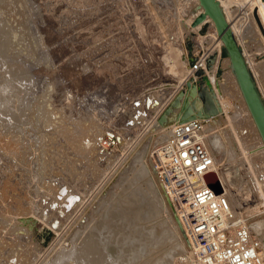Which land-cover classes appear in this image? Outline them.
<instances>
[{
	"label": "rangeland",
	"instance_id": "rangeland-1",
	"mask_svg": "<svg viewBox=\"0 0 264 264\" xmlns=\"http://www.w3.org/2000/svg\"><path fill=\"white\" fill-rule=\"evenodd\" d=\"M197 6L196 0H0L6 45L22 65L18 78L29 99L27 109L35 107L22 131L10 123V113H0L9 116L0 118V264H50L63 250L80 248L89 233L101 240L109 261L112 252L115 264H137V252L130 247L147 241L134 232L124 238L123 220L106 218V209L125 193L137 198L139 190L138 201L145 204L140 164L150 161L157 176L152 154L172 126L166 135L162 130L192 110H205L196 98L205 88L211 91L206 86L214 76L222 85L229 83L224 86L227 98L238 100V108L233 112L220 103L214 108L216 123L207 139L210 143L217 137L222 145L212 151L226 164L241 157L244 146L258 144L215 29L210 22L198 30L199 24H191L196 31L186 25ZM222 7L264 98V0H224ZM205 51L216 52V61L204 75H192L190 64ZM108 134L115 135V145L105 149L101 143ZM253 154L251 160L246 157L250 163L239 158L241 173L264 178V153ZM248 189L249 196L237 205H244L242 212L259 242V264H264V184ZM68 195L75 197L72 203H67ZM164 214L160 210L152 216L167 220ZM170 242L154 247L160 253L174 251L158 264H186L189 251ZM65 260L77 264L72 257Z\"/></svg>",
	"mask_w": 264,
	"mask_h": 264
},
{
	"label": "bare ground",
	"instance_id": "bare-ground-1",
	"mask_svg": "<svg viewBox=\"0 0 264 264\" xmlns=\"http://www.w3.org/2000/svg\"><path fill=\"white\" fill-rule=\"evenodd\" d=\"M197 1V9L195 10V12H193L192 16L191 17H188V22L186 25H188L187 27L191 30V31H194L195 29H200L205 23L207 22H210L211 26H213V28L215 29L216 33H217V36H218V41H219V44H218V47L220 45V50L221 48L224 49L225 48V44H224V41L222 40V38L218 35V31H217V28H216V25H215V22L212 18H210V16H207L206 19L199 23V25L197 26V28H192L191 24L193 26H196L193 24L194 20L196 19V17H198L201 13L204 12V7L201 5L200 3V0H196ZM223 1L224 0H220L221 2V6H223ZM223 9V7H222ZM6 10V9H5ZM224 12V10H223ZM225 14V12H224ZM226 16V14H225ZM226 19L228 20L227 16H226ZM193 21V22H192ZM229 21V20H228ZM1 22V21H0ZM231 27H232V24L231 22L229 21ZM2 24V23H1ZM232 30L234 32V29L232 27ZM6 31V30H5ZM196 31V30H195ZM4 27H3V30L1 28V25H0V113H5V114H8L10 113V117L12 116L11 118V121L10 123L14 124V126H16L17 124V129L21 130L22 127L28 123L26 122L29 118V111L34 109V108H31L29 111V99H26L28 97H26V94H24V90H25V87H24V90L21 88V85L20 83L23 82L20 80V78H18L19 76V73H21L23 70H22V65L18 62V60L14 57L15 55L12 54V52H9V47H7L10 43H8V45H6V42H7V38L5 37V34H4ZM7 33V31H6ZM234 35H235V32H234ZM236 37V35H235ZM237 39V38H236ZM238 41V40H237ZM9 42V40H8ZM239 43V42H238ZM241 46V45H240ZM242 49V47H241ZM12 51V49H10ZM242 52H243V55L245 57V60L248 64V67L250 69V63L248 62V59H247V56H246V53L245 51L242 49ZM215 55L217 54L216 52L214 53ZM209 55H212V54H209ZM208 55V57H209ZM218 55V54H217ZM217 55H216V58H217ZM227 61V64L229 65V68L231 70V74L233 75L234 79H235V82L237 84V87H238V90H239V95H240V99L242 100V103L247 111V113L249 114V118L250 120L252 121L256 131H257V134L260 138V141L258 142V144L256 146H254L253 148H250L249 147H246L244 146V149H243V153L241 155V157L243 158V161H248V158H246L248 155L249 157V160H251V157L252 155H254L253 153H259V151L262 153H264V139L262 137V134L258 128V125L254 119V116L250 110V107L247 103V100L244 96V93L242 91V88L240 86V83H239V80H238V77L236 75V72L233 68V65H232V60H231V57L229 55V53L227 52V56H226V59ZM216 61V60H215ZM24 66V65H23ZM212 66V65H211ZM210 66V67H211ZM206 69H209V68H206ZM214 69V67H213ZM211 70V69H209ZM25 74H22L26 75V72H24ZM205 73V69H204V72L202 74H196V75H199V76H202L204 75ZM210 74V73H209ZM29 75V74H28ZM229 76H231L229 74ZM27 77V76H26ZM227 77V75H226ZM23 78V77H22ZM230 78V77H229ZM25 79V78H24ZM232 79V78H231ZM233 79V80H234ZM28 80V79H27ZM228 80V79H227ZM225 80V81H227ZM209 81V80H208ZM229 81V80H228ZM26 83V82H24ZM208 83V82H206ZM205 83V84H206ZM204 84V83H203ZM224 84V83H223ZM226 84V82H225ZM229 84V83H228ZM228 84L226 86H228ZM21 85V86H20ZM195 85V84H194ZM257 85V84H256ZM26 86V84L24 85ZM29 86V85H28ZM206 86V85H205ZM225 85H222V82L221 80L219 79V77L217 76H214L210 79L209 83H208V86L206 87H209L211 88V91L208 89L206 90L207 88L203 89L198 98H196V101H199L200 103H203V108H205V110L199 114L197 112H193L190 111V113L186 114V116H181L178 118V121L177 122H182L184 120H186L187 118L191 119L193 117H198L200 119H202V122L204 123L203 126V137H202V140L204 142V144L206 145V147L208 148V150L210 151V153L212 154V156L214 157V159L216 160V162L218 163V170H217V173H215V175L217 176L218 178V181L222 187V191L225 192V194L229 197L230 199V202L232 204V207L233 209L237 212V214L240 216V217H246L248 218V220L246 221L247 224L249 225V228L251 230V226H250V223H249V217L248 215H246L245 213L242 212V209L244 207V205H237V203L242 200L243 198H246L247 195H248V188L250 185L252 184H256L257 186H261L264 184V178L263 177H259L261 178L262 181H260V179L258 178V176H255V175H252V176H247V178H244L243 175H246L243 173H241V169L240 167L242 165H244V163H242L243 161H241L239 158H241L240 156H237V158L234 160V161H231L229 163H222L219 161L217 155L215 154V152L212 151V149H217L219 147H221L222 143L221 141L215 137L210 143H208V139H207V136L208 134L206 133L209 129H211L212 127L215 126V123L216 121L214 120V115H213V110L214 108L217 107V104H222L223 107H225L227 110H230V111H235V109H237V104H238V100L235 101L234 99H229L227 98V89L225 90ZM223 87V88H222ZM31 88V87H30ZM204 88V87H203ZM229 88V87H228ZM258 88V86H257ZM28 89V88H27ZM223 89V90H222ZM259 90V89H258ZM29 91V90H28ZM27 92V90H26ZM260 92V90H259ZM198 93V92H197ZM229 93V92H228ZM187 94V93H186ZM261 94V92H260ZM214 96H216L217 100L214 99ZM262 96V94H261ZM189 96L186 95L185 96V99H187ZM38 98V97H37ZM227 98V99H226ZM263 98V96H262ZM42 99V98H41ZM189 99V98H188ZM187 99V100H188ZM35 100V99H34ZM264 100V98H263ZM43 102V101H42ZM44 103V102H43ZM32 104V103H31ZM34 105V104H33ZM32 105V106H33ZM221 105V106H222ZM28 108V109H27ZM190 108L192 109V107L190 106ZM33 111V110H32ZM37 111V110H36ZM211 111V112H210ZM29 113V114H28ZM38 113V112H37ZM42 113V112H41ZM44 114V112H43ZM195 114V115H194ZM0 118L2 116H5L3 114H0ZM9 115V114H8ZM7 116V115H6ZM5 116V117H6ZM193 116V117H192ZM5 117H3V119L5 120ZM9 117V116H7ZM6 117V118H7ZM31 118V117H30ZM9 119V118H8ZM7 119V120H8ZM13 119V120H12ZM32 120H33V117H32ZM177 120V119H175ZM188 120V119H187ZM3 121V120H2ZM26 122V123H25ZM25 123V124H24ZM29 123H31V119L29 121ZM176 123V122H175ZM24 124V125H23ZM32 124V123H31ZM171 123H169L167 126L164 127V129L162 130V134H165L166 135V132L169 130V128L172 126L170 125ZM13 126V127H14ZM8 127V126H7ZM27 128V127H26ZM9 129V128H8ZM11 130V129H10ZM24 130V129H23ZM15 131V130H14ZM22 131V130H21ZM30 131V130H29ZM35 131V130H34ZM98 131V130H97ZM20 132V131H19ZM40 132V131H39ZM2 133V132H1ZM16 133V132H15ZM21 133V132H20ZM97 132L93 133L96 134ZM168 133V132H167ZM24 134H26L24 132ZM7 135V133H6ZM9 135V134H8ZM17 135V134H16ZM22 135V134H21ZM92 135V136H93ZM164 135V136H165ZM168 135V134H167ZM5 136V135H4ZM15 136V135H14ZM115 136V135H113ZM13 137V136H12ZM163 137V136H162ZM17 138V137H16ZM95 138V137H93ZM18 139V138H17ZM166 139V138H165ZM20 140V138H19ZM37 140V139H36ZM76 140V139H74ZM118 140V139H117ZM10 141V140H9ZM26 141V140H25ZM29 141V140H28ZM41 141V140H40ZM163 141V139H162ZM106 142V141H105ZM223 142V141H222ZM36 143V142H35ZM73 143V142H72ZM104 148L106 149V145L104 144V139L102 141V143ZM246 144V143H245ZM248 144V143H247ZM26 145V144H25ZM34 145V143H33ZM151 147V145H149ZM154 146V145H153ZM3 147V146H2ZM47 147V146H46ZM43 149V148H42ZM109 149V148H108ZM107 149V150H108ZM11 152V151H10ZM55 152V151H54ZM13 153V152H12ZM43 153V152H42ZM54 154V153H53ZM239 154V153H237ZM152 157V156H151ZM262 157V156H261ZM147 158V157H146ZM145 158V159H146ZM153 158V157H152ZM264 159V158H263ZM141 160V159H140ZM147 160V159H146ZM141 163L138 159V161L141 163V167L138 169V173H140V180L144 183H142V185H144V197L145 198V204L141 203L138 201L139 198L141 197V191L139 190V193H137L136 197L137 198H133L130 196V194H124L123 196H121L120 199H118L117 197H115L116 195H114L113 197L117 198L119 200V203H117L116 200L115 202V206L111 207V208H107L106 209V214H105V217L106 218H109V219H112L115 217H118L119 220L122 219L123 220V225H122V230H123V234H124V238L129 236L131 233L134 232V235H138V239H144L146 240L147 244H142L141 241H137L135 243L132 244V250H135L138 254H136V258L134 259L135 262H137V264H158L160 263H165V259L167 258L166 256H169L171 253H173L174 251L171 252V249H165V248H162V249H165L164 253H160L161 249L157 250L155 249L154 247L156 246L157 243H160L161 245H165L167 243H169V240H171L170 243H174L173 241H177L175 242L176 244H178L180 247L181 245L182 246H185V248H182L183 249V252H190V246L186 240V237L183 236V232L180 233V228H179V219H178V216L176 213H173L170 212V209H169V202H168V197L166 196L165 194V191L163 190L162 188V185L159 184L158 182V178L156 176V174L152 173L150 170V161H146ZM38 161V160H37ZM137 161V160H136ZM249 162V161H248ZM24 163V162H23ZM250 163V162H249ZM248 163V164H249ZM9 164V163H8ZM135 164H133L134 166ZM138 165V163H136V165L134 167H136ZM132 166V168L134 169V167ZM139 167V166H138ZM7 168V167H6ZM152 169V168H151ZM255 169V168H254ZM136 170V168L134 169ZM261 170V169H260ZM133 171V170H132ZM127 175V174H126ZM129 176V175H128ZM123 180H124V183L125 184V179L126 176L123 175V177H121ZM120 178V179H121ZM137 180V179H136ZM127 181V180H126ZM131 181V180H130ZM123 182V181H122ZM134 184H136V182L133 180ZM138 182L140 181H137V184ZM121 183V182H120ZM128 183H129V180H128ZM121 184V185H123ZM127 184V183H126ZM132 183V185H134ZM130 186V185H129ZM138 186H140L138 184ZM119 187H120V184H119ZM122 187V186H121ZM120 187V188H121ZM133 187V186H132ZM143 187V186H142ZM119 188V189H120ZM125 188V187H124ZM123 189V188H122ZM130 189H133V188H130ZM125 190V189H123ZM127 190V189H126ZM125 190V192H126ZM117 192H119L118 188L116 190ZM115 191V192H116ZM121 191V189H120ZM64 192V189H62V193ZM122 192V191H121ZM138 192V191H137ZM250 192V191H249ZM17 193V192H16ZM128 193V191H127ZM114 194V192L112 193ZM135 194V193H134ZM16 195V194H15ZM122 195V194H121ZM132 195V194H131ZM249 196V195H248ZM20 197V195H19ZM68 199H66L67 203H72L73 199H75L74 196L72 195H68ZM108 197L110 198V194L108 195ZM114 199V198H113ZM112 200V199H111ZM142 200V199H141ZM6 201V200H5ZM18 201V200H17ZM69 201V202H68ZM106 201H108L109 203V200L106 199ZM12 202V201H11ZM111 203V202H110ZM109 203V204H110ZM18 205V204H17ZM107 205V204H106ZM109 206V205H108ZM20 207V206H19ZM140 209V210H139ZM160 210H164V215L166 216L165 218H167V220H157V216H152L154 215L156 212L160 211ZM19 211V210H18ZM138 211V213L136 212ZM105 213V212H104ZM137 213V214H136ZM5 215V214H4ZM23 215V214H22ZM99 216V215H98ZM104 216V214H103ZM102 217V216H101ZM97 218V217H96ZM105 218V219H106ZM117 218V219H118ZM100 219H97V222L99 221ZM103 220V219H102ZM113 220V219H112ZM94 221V220H93ZM101 222V220H100ZM105 222L108 223V221L106 220ZM103 222V223H105ZM117 222V221H116ZM4 223V222H3ZM102 223V224H103ZM110 223V221H109ZM114 223V222H113ZM122 223V222H121ZM99 224V222H98ZM118 224V223H116ZM7 225V224H6ZM92 225V224H91ZM106 225V224H105ZM100 226V224H99ZM98 226V227H99ZM93 227V226H92ZM101 227V226H100ZM98 228V229H101V228ZM121 227V226H120ZM119 227V228H120ZM89 229V228H88ZM94 230V228L92 229ZM102 230V229H101ZM108 230V229H106ZM113 230V229H111ZM91 231V230H90ZM89 231V232H90ZM99 231V230H97ZM117 231V230H116ZM182 231V229H181ZM94 233V231H92ZM114 232V231H113ZM118 232V231H117ZM252 232V230H251ZM3 233V232H1ZM82 233V232H81ZM85 233V232H84ZM98 233V232H97ZM101 233V232H100ZM111 233V232H109ZM87 234V233H86ZM107 234V233H106ZM121 234V233H120ZM253 234V232H252ZM88 238H86V240L83 243V245L81 246L82 243H80L79 241V244H80V248H75L72 250L68 249V250H63V252H60L61 254H58L55 259H53V261L50 262V264H65L66 263V260L65 258L67 257H72L74 258L75 260H77V264H115V260L113 258V255L112 252L111 254H109V258L111 261H109L106 257V255L103 253V249L100 247V244L98 243V241L100 242L101 240H98L95 238L96 235L95 233L94 234H91L89 233L88 234ZM95 235V237L93 236ZM113 235H116V234H113ZM133 235V236H134ZM179 235V236H178ZM84 236V235H83ZM131 236V235H130ZM129 236V237H130ZM176 236V238L174 237ZM254 236V235H253ZM100 237V236H99ZM114 237V236H113ZM132 237V236H131ZM178 237V238H177ZM10 238V237H9ZM78 238V236L76 237ZM104 238V237H103ZM116 238V236H115ZM175 238V239H173ZM16 239V238H15ZM19 239V238H17ZM85 239V238H84ZM105 239V238H104ZM132 239V238H131ZM77 240V239H76ZM81 240V239H80ZM118 240V239H117ZM120 240V238H119ZM143 240V241H144ZM173 240V241H172ZM19 241V240H18ZM112 241V240H111ZM116 241V240H114ZM113 241V243L115 244V242ZM75 242V241H74ZM77 241L75 242L76 244L78 243ZM103 242V241H102ZM101 242V244H102ZM105 242V241H104ZM120 242V241H119ZM128 242V241H127ZM14 243V242H13ZM124 243V242H123ZM76 244H73L72 245H75ZM107 244V243H105ZM104 244V245H105ZM174 244V246L176 245ZM78 245V244H77ZM74 246V247H75ZM128 246V245H127ZM159 246V244H158ZM170 246V245H169ZM173 246V244H172ZM177 246V245H176ZM109 247V246H108ZM107 247V248H108ZM123 247V246H122ZM171 247V246H170ZM110 249H114V251H116V247L114 245H110L109 247ZM120 248V247H119ZM106 249V248H105ZM176 249V247H175ZM174 249V250H175ZM178 249V248H177ZM124 252L128 251L127 247L123 249ZM126 250V251H125ZM180 250V249H179ZM134 251V252H135ZM131 253V251H129ZM182 252V254H183ZM160 253V254H159ZM179 253V252H178ZM259 253V252H258ZM108 254V253H107ZM132 254V253H131ZM185 254V253H184ZM189 254V253H188ZM125 255V254H124ZM123 255V256H124ZM129 255V254H127ZM126 255V256H127ZM186 255V254H185ZM188 256V255H186ZM185 256V257H186ZM122 257V256H121ZM125 257V256H124ZM124 257H123V260H124ZM135 257V255H134ZM133 257V258H134ZM166 257V258H165ZM176 257V256H175ZM127 258V257H126ZM125 258V259H126ZM129 258V257H128ZM138 258H140L139 260H137ZM165 258V259H164ZM171 258V257H170ZM71 259V258H70ZM69 259V260H70ZM120 259V258H119ZM131 259V258H130ZM129 259V260H130ZM169 259V258H168ZM74 260V261H75ZM128 260V263H130ZM122 261V260H121ZM134 261H132L131 259V263ZM170 261V260H169ZM71 263V261H69ZM76 262V261H75ZM124 262V261H123ZM121 262V263H123ZM127 261L124 262V264H126ZM73 263V262H72ZM119 264L120 261H118ZM172 263V262H170ZM49 264V263H48Z\"/></svg>",
	"mask_w": 264,
	"mask_h": 264
},
{
	"label": "built area",
	"instance_id": "built-area-1",
	"mask_svg": "<svg viewBox=\"0 0 264 264\" xmlns=\"http://www.w3.org/2000/svg\"><path fill=\"white\" fill-rule=\"evenodd\" d=\"M207 58L205 51L190 64L192 75L206 69ZM108 135L106 148L115 145V137ZM202 137V119L176 122L152 154L159 181L190 246V260L185 263L259 264V242L248 218L240 217L225 192H217L206 180L217 173L218 163Z\"/></svg>",
	"mask_w": 264,
	"mask_h": 264
},
{
	"label": "water",
	"instance_id": "water-1",
	"mask_svg": "<svg viewBox=\"0 0 264 264\" xmlns=\"http://www.w3.org/2000/svg\"><path fill=\"white\" fill-rule=\"evenodd\" d=\"M200 3L204 7V12L196 17L193 24L197 25L203 22L207 16H210V18L214 20L218 35L224 41L225 48L231 57L232 65L238 77L244 96L264 139V100L245 60L241 46L234 35L229 21L226 19L221 2L220 0H200ZM216 55H209L206 60V68H210V66L215 62ZM203 72L204 69L197 71L196 74H202ZM206 180L209 184L216 187L217 192L222 191V187L215 173L207 175Z\"/></svg>",
	"mask_w": 264,
	"mask_h": 264
}]
</instances>
